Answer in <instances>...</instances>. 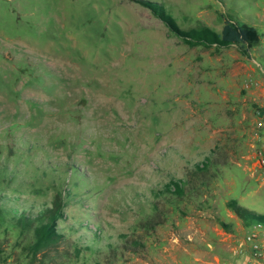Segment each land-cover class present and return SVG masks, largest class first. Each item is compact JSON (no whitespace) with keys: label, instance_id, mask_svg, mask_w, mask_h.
Masks as SVG:
<instances>
[{"label":"rangeland","instance_id":"rangeland-1","mask_svg":"<svg viewBox=\"0 0 264 264\" xmlns=\"http://www.w3.org/2000/svg\"><path fill=\"white\" fill-rule=\"evenodd\" d=\"M151 1L182 29L230 17L260 40L189 45L138 0H0L1 207L69 192L48 263L228 262L246 226L227 202L264 213L250 129L264 110L247 98L264 88V0ZM206 155L186 195L165 191ZM30 237L0 216V264H40Z\"/></svg>","mask_w":264,"mask_h":264},{"label":"trees","instance_id":"trees-1","mask_svg":"<svg viewBox=\"0 0 264 264\" xmlns=\"http://www.w3.org/2000/svg\"><path fill=\"white\" fill-rule=\"evenodd\" d=\"M143 6L149 8L167 26L170 32L182 39L189 45H215L217 47H228L237 45L243 53L246 49L255 45L260 40V33L255 26L241 20H234L230 17L223 18V25L219 32L207 25H199L189 29L180 28L174 18L166 13L164 8L157 2L151 0H138ZM223 16V15H221ZM213 164L209 156H204L200 162L195 163L194 168L185 174V178L170 180L165 184V191L174 194L176 197H183L192 180L197 177H204ZM206 184V182H205ZM68 191H58L51 201V205L34 209L31 207H19L15 205L11 209L1 207L3 202L0 199V216H10L18 232H31L28 245L31 261L40 264H51L50 252L64 242V234L60 232L58 223L63 219V209L67 205ZM227 206L239 217L243 224L248 227L254 223L264 224V214L253 211L240 205L235 199L227 202ZM6 210L8 213H6ZM96 235V234H95ZM74 252H79V245L72 244ZM86 249L88 246L85 247Z\"/></svg>","mask_w":264,"mask_h":264},{"label":"built area","instance_id":"built-area-1","mask_svg":"<svg viewBox=\"0 0 264 264\" xmlns=\"http://www.w3.org/2000/svg\"><path fill=\"white\" fill-rule=\"evenodd\" d=\"M255 158V170H264V144L256 149ZM236 252L238 260L235 263L228 260L217 264H264V224L257 222L249 225L238 241Z\"/></svg>","mask_w":264,"mask_h":264},{"label":"crops","instance_id":"crops-1","mask_svg":"<svg viewBox=\"0 0 264 264\" xmlns=\"http://www.w3.org/2000/svg\"><path fill=\"white\" fill-rule=\"evenodd\" d=\"M261 89H263L261 91ZM249 94L247 95V98L249 100H252L253 103H255L254 105H256V107H258V111L259 110H264V88H256L255 90L252 91H248ZM245 105L246 102H245ZM248 106V105H247ZM243 120V116L241 117V119H239V122ZM250 121L252 123L250 129L253 132L251 139H252V145L254 146V149L256 150L257 148H259L260 146H262L264 144V115L263 116H256V114H251L250 115ZM253 129V130H252ZM257 173V181L260 185H264V170H255ZM264 214V213H263ZM247 230V227L244 228L243 232L241 233V237L243 236V234L245 233V231ZM233 260V261H232ZM237 261V256H236V260L235 258H230L229 262L230 263H235Z\"/></svg>","mask_w":264,"mask_h":264}]
</instances>
